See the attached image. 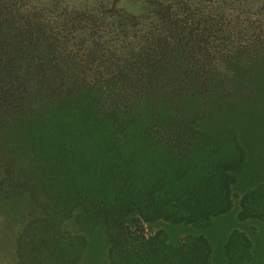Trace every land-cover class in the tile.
I'll return each instance as SVG.
<instances>
[{
	"label": "trees",
	"instance_id": "1",
	"mask_svg": "<svg viewBox=\"0 0 264 264\" xmlns=\"http://www.w3.org/2000/svg\"><path fill=\"white\" fill-rule=\"evenodd\" d=\"M123 1L0 0L12 261L264 264V0Z\"/></svg>",
	"mask_w": 264,
	"mask_h": 264
},
{
	"label": "rangeland",
	"instance_id": "2",
	"mask_svg": "<svg viewBox=\"0 0 264 264\" xmlns=\"http://www.w3.org/2000/svg\"><path fill=\"white\" fill-rule=\"evenodd\" d=\"M237 1H242L244 4L245 11L249 14H257L258 7L261 5L263 0H225V5L237 4ZM135 3L133 0H124L120 7L128 11L141 12V6H133ZM138 5V4H136ZM222 9V8H221ZM11 228L8 229L5 226L3 217L0 216V264H16L12 261V237Z\"/></svg>",
	"mask_w": 264,
	"mask_h": 264
}]
</instances>
